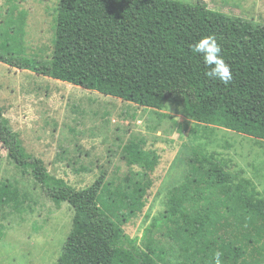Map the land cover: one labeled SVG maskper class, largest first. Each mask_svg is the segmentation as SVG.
I'll return each instance as SVG.
<instances>
[{
  "label": "rangeland",
  "instance_id": "rangeland-1",
  "mask_svg": "<svg viewBox=\"0 0 264 264\" xmlns=\"http://www.w3.org/2000/svg\"><path fill=\"white\" fill-rule=\"evenodd\" d=\"M204 1L264 24V0ZM59 3L0 0V50L25 62L51 61ZM0 106L52 174L88 199L117 198L113 216L126 245L152 251L157 264H214L217 250L223 264H264V226L250 219L243 203L252 194L264 204V140L188 118L170 101L146 107L1 61ZM139 145L157 157L154 170L130 158L129 148ZM204 158L232 180L222 188L210 183ZM141 173L151 181L145 203L130 209L139 195L128 179ZM6 180L17 181L26 205L22 213L0 214V264H57L75 210L67 202L57 205L32 176L23 175L0 142V182ZM173 199L191 222L173 211Z\"/></svg>",
  "mask_w": 264,
  "mask_h": 264
},
{
  "label": "trees",
  "instance_id": "trees-1",
  "mask_svg": "<svg viewBox=\"0 0 264 264\" xmlns=\"http://www.w3.org/2000/svg\"><path fill=\"white\" fill-rule=\"evenodd\" d=\"M215 36L233 80L224 85L209 78L203 58L192 45ZM54 57L29 59L0 50V61L31 69L103 94L162 108L168 101L199 122H220L235 132L264 140V24L211 9L204 0L186 5L171 0H60ZM0 142L8 159L23 175L32 176L57 205L75 210L73 228L57 264H157L154 253L126 245L124 231L113 216L117 198L91 200L65 179L52 174L43 159L30 153L0 106ZM131 146L130 158L154 170L157 157ZM210 183L223 187L232 175L209 159ZM129 178L139 195L131 208L144 206L151 181L147 173ZM140 178V179H139ZM259 198L258 195H252ZM245 196L250 219L264 226V204ZM131 197V195L129 196ZM178 199L173 211L184 213ZM26 193L17 181L0 182V214L22 213ZM3 226L0 224V236ZM254 250H257L256 248Z\"/></svg>",
  "mask_w": 264,
  "mask_h": 264
},
{
  "label": "clouds",
  "instance_id": "clouds-1",
  "mask_svg": "<svg viewBox=\"0 0 264 264\" xmlns=\"http://www.w3.org/2000/svg\"><path fill=\"white\" fill-rule=\"evenodd\" d=\"M192 51L203 58V63L210 69L206 75L213 79L219 80L224 85H228L233 80L231 66L225 61L222 54L221 45L216 37L206 36L192 45ZM223 253L217 250L214 253V264H223Z\"/></svg>",
  "mask_w": 264,
  "mask_h": 264
}]
</instances>
